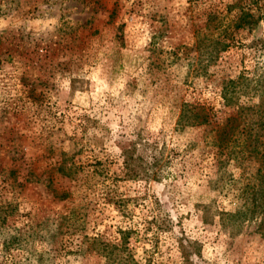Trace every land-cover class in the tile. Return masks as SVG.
I'll return each mask as SVG.
<instances>
[{
	"label": "rangeland",
	"instance_id": "1",
	"mask_svg": "<svg viewBox=\"0 0 264 264\" xmlns=\"http://www.w3.org/2000/svg\"><path fill=\"white\" fill-rule=\"evenodd\" d=\"M228 80L264 110V0H0V264H264L260 217L219 216L260 167Z\"/></svg>",
	"mask_w": 264,
	"mask_h": 264
},
{
	"label": "trees",
	"instance_id": "2",
	"mask_svg": "<svg viewBox=\"0 0 264 264\" xmlns=\"http://www.w3.org/2000/svg\"><path fill=\"white\" fill-rule=\"evenodd\" d=\"M245 18L249 19L248 24H251V23L254 24L255 18L250 13H243V12L238 17L237 22L240 23L242 19H245ZM237 85H238L237 82L234 80H228L226 83H224L221 89V98L223 99L225 106H228V107L234 106L236 109H238V111H236V118L228 119L229 121H232L234 123H239L237 119H239L241 117L240 115H242L243 110L241 109H257L255 112L256 115L255 114L254 115L258 117V119H256V121L258 120L257 121L258 129H256L255 131L256 133L253 139L251 140V142L249 143L251 147L249 151V155L251 156V158H255L256 161L259 162L260 167L257 169L255 175L252 177V181L248 183V185L246 186V190L244 189L242 191V193H245V191L247 192L248 189L250 190V196H251L250 201L253 200L252 201L253 207L251 209H245V208L242 209L241 207L240 209L235 211L233 214L227 213V212H224V213L220 212L219 216L223 221L225 219L232 220V221L241 219L244 221L247 218L248 219L253 218L254 216L253 214L256 213L257 216L260 217L259 226L262 228V230H264V110H261L262 104L253 105L251 107H244V106L237 104V101L235 99L237 97L236 90H235ZM202 109H205V108H202ZM187 113L188 115L186 116L185 113L182 111L179 117V122H181L182 120L188 121L191 118L195 120L201 118V121L198 122L199 124H206L208 122L206 115H203L200 117L198 116V113H192V112H187ZM258 113H260V116H257ZM236 127L238 128V125H236ZM231 130L233 131L235 129L230 128L226 136H228ZM221 131L223 132V135H224V133L226 132L225 127H222ZM134 151H136L135 148H132V149L121 148V152H122L121 157L123 158L122 160L123 169L125 170L126 176L129 179H136L140 176V173H139L140 171H136V167L133 166V163L137 160V159H134V157H132ZM137 168H140V165H138ZM64 176H67V174L64 173ZM69 195H70L69 193L63 192L55 196H57V198H60V200H64ZM248 214H252L253 216L248 217ZM202 221L204 220L202 219ZM204 222L206 223L207 221H204ZM121 234H122L123 242L125 243L128 240L127 238L130 237L131 231H121ZM60 241H63V240L61 239ZM65 245L62 246V248H64ZM178 247H179L183 261L188 262L190 260V257L188 255L189 251L186 249L183 242L179 239H178Z\"/></svg>",
	"mask_w": 264,
	"mask_h": 264
}]
</instances>
